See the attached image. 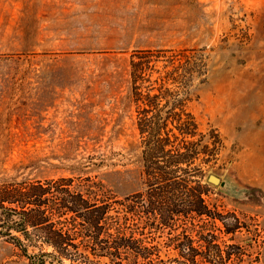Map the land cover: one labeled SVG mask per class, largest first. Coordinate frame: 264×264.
Listing matches in <instances>:
<instances>
[{
    "label": "rangeland",
    "instance_id": "374dc122",
    "mask_svg": "<svg viewBox=\"0 0 264 264\" xmlns=\"http://www.w3.org/2000/svg\"><path fill=\"white\" fill-rule=\"evenodd\" d=\"M144 50H203L207 74L188 109L219 137L207 167L217 219L173 232L136 217L137 237L176 264L170 240L210 229L233 253L226 264H264V0H0V177L75 179L127 216L146 188L126 100L132 56ZM0 264L30 263L0 242Z\"/></svg>",
    "mask_w": 264,
    "mask_h": 264
},
{
    "label": "trees",
    "instance_id": "16d2710c",
    "mask_svg": "<svg viewBox=\"0 0 264 264\" xmlns=\"http://www.w3.org/2000/svg\"><path fill=\"white\" fill-rule=\"evenodd\" d=\"M199 52L144 50L132 56L126 100L137 109L146 188L129 197L134 204L127 216L116 207L121 201L93 198L92 190L74 186L75 179L0 177V242L16 247L30 264H164L159 246L137 237L145 233L134 218L173 232L189 220L194 227L195 219L216 221L207 167L219 137L201 133L188 109L195 81L207 74ZM239 228L237 221L234 229ZM170 241L176 264H226L233 254L210 229L199 231L195 241L182 228Z\"/></svg>",
    "mask_w": 264,
    "mask_h": 264
},
{
    "label": "water",
    "instance_id": "95a60500",
    "mask_svg": "<svg viewBox=\"0 0 264 264\" xmlns=\"http://www.w3.org/2000/svg\"><path fill=\"white\" fill-rule=\"evenodd\" d=\"M208 182L213 184V185H218L220 183V179L214 175H210L208 177Z\"/></svg>",
    "mask_w": 264,
    "mask_h": 264
}]
</instances>
